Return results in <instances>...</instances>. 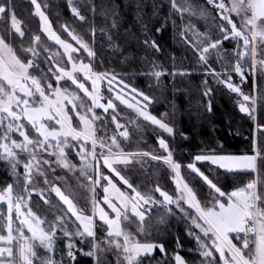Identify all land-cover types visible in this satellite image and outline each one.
I'll return each instance as SVG.
<instances>
[{
    "label": "snow or ice",
    "instance_id": "6c2138e0",
    "mask_svg": "<svg viewBox=\"0 0 264 264\" xmlns=\"http://www.w3.org/2000/svg\"><path fill=\"white\" fill-rule=\"evenodd\" d=\"M30 3L42 33L29 39L12 0H0V20L5 22L0 28V160L9 172V177L0 181V264H64L65 258L68 264H75L78 252L85 251L77 239L88 244L86 254L94 257L95 264H106L107 254L115 257L116 264H144L145 259H154L157 248L164 254L157 264H189L179 250L169 256L165 245L152 238L145 224L153 208L164 214L161 221L174 215L184 220L187 234L196 241L193 253L199 254L200 264H264V0H206L207 7L199 8L198 14L207 19L210 11L218 13L212 16L218 32L195 29L196 43L186 34L193 29L190 21L180 32L206 73L204 95L210 96L215 90L207 77L226 85L236 94L240 112L255 120L258 133L252 139L251 152H227L221 142L219 151L206 147L186 165L174 158L163 135L156 137L158 153L143 148L125 151L122 140L133 137L117 119L118 104L174 137L171 114L158 116L150 111L149 105L158 97L133 86L122 73L98 70L106 61L84 36L65 23L60 27L68 38H63L53 28L40 0ZM67 3L73 18L87 23L73 0ZM168 7L174 18L192 10L189 0H169ZM91 8L94 14L95 6ZM171 22L175 26V19ZM168 23L165 18L156 31H163ZM144 27L147 32L146 22ZM42 34L63 53L51 60L41 59L38 49ZM229 40L235 42V48L221 56L226 52L223 43ZM143 44L162 52L155 39L146 38ZM111 46L114 50L118 47ZM212 52L222 61L219 70L209 63ZM172 59L168 74H187L189 70L176 66L174 54ZM150 66L153 70L145 74L159 83L168 69L156 63ZM37 71L41 77L32 74ZM250 77L251 88L246 91ZM81 90L90 103L81 96ZM207 108L212 110L211 99ZM109 117L116 129L123 131L109 136ZM100 132L103 135H98ZM71 155L78 157L79 163H73ZM144 157L162 162L170 170L174 194L158 183L147 192L136 185L129 174L137 161L146 163ZM62 169L73 172L77 186L86 188L90 196L81 200L70 189L62 188L61 177L55 175ZM185 175L194 177L195 183ZM228 175L234 185H239L230 191L221 183ZM245 175L252 178L246 183L237 179ZM40 180L47 194L33 186ZM98 189L103 190L102 196ZM33 192H39L43 199L33 198ZM52 193L62 202L55 215ZM125 223L136 225L137 230L126 229ZM70 224L74 230H69ZM98 234L106 243L97 240ZM58 242L64 244L60 260L54 258ZM182 247L177 237V249Z\"/></svg>",
    "mask_w": 264,
    "mask_h": 264
},
{
    "label": "trees",
    "instance_id": "16d2710c",
    "mask_svg": "<svg viewBox=\"0 0 264 264\" xmlns=\"http://www.w3.org/2000/svg\"><path fill=\"white\" fill-rule=\"evenodd\" d=\"M45 1L46 13L57 32L60 25L65 23L72 25L82 36H85L90 30L101 29L108 35V38L111 37L113 44L118 45L111 57L100 46L95 48L98 56L106 61L101 64V67L99 66L98 70L112 67L115 72L124 74L133 86L144 89L150 95L158 97L151 104L150 111L158 116L166 112L171 114L170 122L175 129V135L168 140L174 158L179 160L182 165H186L197 152L206 149V147L219 151L217 146L221 142L223 150L227 152L242 154L252 151V125L250 122L223 99L218 104H212L211 111H206L199 77L167 74L160 78L159 83H155L153 77L145 74L151 72L150 65L152 62L156 63L163 60L168 65L167 59L170 56L162 57L164 55L161 52H157L153 48H146L143 41L146 38L155 39L157 44L161 46L162 52L165 51L164 47L170 49L169 28L157 32L155 27L161 26L158 22L155 23L154 19L147 34L148 37L144 36L145 34L133 24V18L126 11L123 0H90V3L91 1L94 2L92 6H95V13L93 14L90 8L83 12L87 18V23H79L71 17L65 0ZM12 2L15 5L18 20L26 27L28 37L38 34V22L31 14L32 6L23 0H12ZM153 17L155 18V16ZM114 19L116 27L112 25ZM4 26L5 22H1L0 28ZM262 84L263 82H261ZM162 169L163 167L158 165L155 173H151L153 174L151 177L154 182L157 181L161 187L173 193L172 185ZM8 177L9 172L6 165L0 160V181ZM250 178L252 177L245 175L237 179L246 183ZM185 179L189 180L190 183H195L194 177L189 178L185 175ZM221 183L228 191L233 186H239L233 184L231 175L222 177ZM177 218L178 220H171L163 227L156 226L153 228L151 231L152 238L165 245L169 256L175 250H179L189 264H193V262L195 264V261L199 259V256L193 253L196 246L193 239L188 238L186 234L187 226L184 220L180 217ZM127 228L128 226H126ZM177 237H179V243L183 245L179 249H177ZM163 256L164 254L161 255L157 251L153 256L154 259L151 262L145 259L144 264H157Z\"/></svg>",
    "mask_w": 264,
    "mask_h": 264
},
{
    "label": "rangeland",
    "instance_id": "374dc122",
    "mask_svg": "<svg viewBox=\"0 0 264 264\" xmlns=\"http://www.w3.org/2000/svg\"><path fill=\"white\" fill-rule=\"evenodd\" d=\"M23 1H26L31 5L30 0H23ZM89 1L90 0H73V4H74V6L80 8L81 13L83 14V12H86L89 8L92 9L91 6H92V3H94V2L91 1V3H90ZM40 2L44 6V10H45V6H46L45 2L46 1L40 0ZM65 2L68 6V10L70 12L71 17H73V14L70 10L69 4L67 3V0H65ZM123 2L126 6V11L133 18V24L137 28H139V30H141L142 33L145 34L144 36H146V37H148L147 34L149 33V31L151 29V24H152L154 19H155L154 22L155 23L158 22V24H160V26L162 24V21L165 18H167L169 20V23L167 25H165L163 29L169 28V33H170V45H169V47H170V49H168L167 47H164L165 48L164 49L165 51H163L164 53L161 52L162 55H164V56L161 55L162 57H165L166 55L170 56V58L167 59L169 63L167 65L163 60H159L158 62H156V64L163 65L164 68L168 69V72H164L160 78H162L163 76L167 75L169 72L172 71V65H173L172 57H173V53H174L176 66L178 68H183V69L189 70L187 72V74H180V75H182V76L183 75H194V76L200 78L203 98L205 100L206 111H208L207 105H208L209 99H211L212 104H218V102L223 99L224 101L229 103V105L232 106V108L236 112L243 115L250 122V124L252 125V129H251L252 139L254 136L258 135L256 128H255V123H256L255 120L248 118L247 114L240 112V110L238 108V104L236 103V100H237L236 94L230 92L226 88V85L217 84L215 81H213L211 79V77H207L208 85L210 87H213L215 90L210 96L204 95L206 73L203 71L202 65L197 62V55L193 54V49L191 48V46L184 43L183 37L180 36V32L184 30L185 25L189 21L193 25V29L189 30L186 34L193 40L194 43L197 42L195 39V36H193V31L195 29H199L200 32H204L206 30L218 32L217 24L214 22V20L212 18L213 15H218V13H211V11H210V15L207 19L199 16V14H198L199 8L207 7L206 0H189V2L192 5V10L185 12L183 14L182 18L179 14H177V16L175 18L170 15L172 10L168 7L169 0H123ZM225 2L229 3L230 0H225ZM45 12H46V10H45ZM31 14L38 22V32H39L38 34H41L42 30L40 29L39 17L34 15L33 6H32ZM233 15H235V14H233ZM153 16H155V18ZM74 19H76L79 23H83V22H80L78 18H74ZM173 19H175V26L171 22ZM107 21H109V20H107ZM1 22L4 23L3 20H0V23ZM145 22L147 25V32L145 31V27H144ZM21 24H22V27H24L26 29V27L24 26V24L22 22H21ZM156 27H155V30H156ZM157 28H159V26ZM76 31L81 35V33L78 30H76ZM58 33H60L63 38H66V39L68 38L66 33H64L62 31L61 27H59ZM36 34H34V35H36ZM34 35H32V36H34ZM30 38H31V36L29 37V39ZM84 38L87 39L89 41V43L93 45L94 50L97 46H100V48L104 49L105 53L108 54V56L110 55V57L112 56L111 54L115 51L113 49V47L111 46V45H115V44H113L109 40L108 35L104 31H102L101 29H98L97 31L95 30L94 33L92 30H90L87 34H85ZM27 45H28V41L26 40L25 46H27ZM233 48H235V42L229 40L228 42L223 43V49H225L226 52H221L220 55L224 56V55L231 54ZM38 51H39V56L41 59L47 57V59H49V60L52 59L53 55H60L63 53V49L60 46L56 45L55 42L48 39L46 34H42V42L39 46ZM95 51L97 52V50H95ZM97 54H98V52H97ZM84 55L86 56V53H84ZM216 57H217V53L212 52L210 59H209V63H211L213 67H215L219 70L221 67L222 61L220 59H217ZM167 60H165V61L167 62ZM152 64H153V62H152ZM68 66L70 67V65H68ZM53 67H54V65H53ZM100 67H101V65H100ZM150 68L152 71L153 68L152 67H150ZM108 69L114 70V68H112V67H109ZM155 70H160V69L156 68ZM32 74L36 75L37 77H41V73L38 71L33 72ZM154 80L156 83L157 81L155 78H154ZM233 80L237 83L239 82V79L236 76L233 77ZM42 82H44L43 79H42ZM251 83H252V80L250 77L249 81L247 82V86L245 87L246 91L250 90ZM68 84L69 85L71 84L70 80L68 81ZM262 85L264 86V82ZM73 87H75V86H73ZM103 87L104 86H102V91H103ZM80 94H81V96H84V93L82 92V90L80 91ZM106 95H107V93H105V96ZM84 98H85L86 102L90 103V98H88L86 96H84ZM150 106H151V104L149 105V110H150ZM118 108L120 109V114L117 116V119H119L121 121V123L124 127L128 128L130 135L133 137L130 141L122 140V146L124 147L125 151H134L137 148H143L146 151L151 150L154 153H158V152H160V150L157 147L158 141L156 140V137L159 135H163L165 137V139H167V140L171 138V136L169 134L156 130L153 126H151L150 122L145 121L143 117H139L133 109H128L127 106L119 105V104H118ZM98 111H99V113H103V109H99ZM110 112H111V110H110ZM107 124L110 125V127H108V135L109 136L112 135L113 133L118 134V132L123 131V128L119 129V130L116 129L115 122L111 121L110 117H109V120L107 121ZM98 135H103V133L100 132V133H98ZM252 151H253V148H252ZM69 158L73 161V163H79L78 157L71 155ZM143 159L146 161V163L144 165H141L139 163V161H137L136 162L137 163L136 168L133 169L132 173L129 174L130 177L135 181L136 185L140 186L141 190L144 192H147V191L153 189L155 187V184H157V181H155V182L153 181V179L151 177V175H153V174H151V173L152 172L155 173L156 169L158 168V165H160L161 167H163L162 170H164V173L166 174V177H167L168 181L170 182V184L172 185V188H173V189H171L173 191V193H171V192H169V193L174 194L175 184L170 179V170H168L166 168V166H164L162 164V162H157V161L151 160V158H149V157H144ZM20 171H23L22 167L20 168ZM55 175L57 177H61L62 188L70 189L71 191H73L74 194L79 196V198L81 200H84L90 196V193L88 192V190L86 188H84L82 186H77V181L75 179V175L73 172H70L67 169H62V170H57ZM253 176H255V173L253 174ZM49 179H54V178L52 176H50ZM64 179H67L68 183H66V184L63 183ZM33 186L39 190L45 191V193L47 194L46 185L43 182V180L38 181ZM97 191L100 193V196H102L103 190L98 189ZM31 195L33 198H37V197H39V192H33ZM51 197L53 199V207L55 209H57V213H53V215H55V214H58L59 210H61L62 202H58V198L55 197V193H52ZM39 198L43 199V197H39ZM98 198H100V197H98ZM157 198L158 199L160 198L158 193H157ZM33 210L35 211L36 209L34 208ZM163 215L164 214L161 211H158L155 208H153V214L151 215V217L147 218V223L145 224V227H147L149 229L150 233L153 230V228H155L156 226L163 227L165 224L169 223L171 220H174V219L178 220L177 217H180L179 215L165 216L164 221H161L160 217ZM174 222H176V221H174ZM126 226H128L127 229L130 231L135 232L137 230L136 225H127L125 223V227ZM69 230H74V225L70 224ZM151 236H152V234H151ZM187 236H188V238L193 239V242L196 246V241L194 240V238L189 236L188 234H187ZM97 240H99V242L101 244L106 243V241L101 239L100 234H98ZM77 243L81 247L85 248V251L84 252H78V254L75 258V264H95L94 257L86 254L87 250H88V244L83 242V241H80L79 239H77ZM89 243H90V241H89ZM2 244H3V242H0V245H2ZM63 248H64V244L58 242L57 247L55 249V253H54V258L56 260H60V258H61L60 253H61V250ZM157 251L160 252L161 255H163V253L160 251V249L157 248L155 250V252L152 254V256H154V254ZM40 254L44 255L43 251H41ZM197 256H199V254H197ZM198 258L199 259L197 261L194 260L195 264H200L201 258H200V256ZM104 259L106 260V264H116V259L111 254H107L104 257ZM64 264H68L67 258H65Z\"/></svg>",
    "mask_w": 264,
    "mask_h": 264
}]
</instances>
